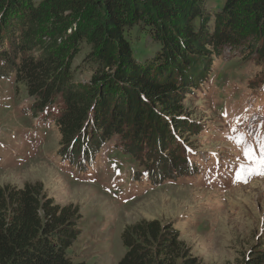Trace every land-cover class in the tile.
I'll return each instance as SVG.
<instances>
[{"label":"trees","instance_id":"trees-1","mask_svg":"<svg viewBox=\"0 0 264 264\" xmlns=\"http://www.w3.org/2000/svg\"><path fill=\"white\" fill-rule=\"evenodd\" d=\"M207 2L0 0V79L24 83L42 110L60 98L54 122L79 156L115 133L129 137L123 150L144 166L145 181L159 186L193 165L143 149L141 138L166 145L179 121L186 124L183 91L206 83L225 50L246 47L248 57H264V0H227L214 18ZM135 26L156 44L149 58L133 52L126 34ZM84 45L83 61L94 68L86 83L76 82L73 69ZM41 190L0 187V264H86L68 254L80 234L78 207L61 206ZM122 241L126 253L118 264H200L171 222L139 221L124 229ZM244 264H264V249H252Z\"/></svg>","mask_w":264,"mask_h":264},{"label":"rangeland","instance_id":"rangeland-1","mask_svg":"<svg viewBox=\"0 0 264 264\" xmlns=\"http://www.w3.org/2000/svg\"><path fill=\"white\" fill-rule=\"evenodd\" d=\"M226 1L208 0L207 11L214 18ZM126 36L137 57L155 53L140 26ZM245 48L225 50L206 83L183 91L186 124L179 121L166 145L141 138L143 149L167 159L174 153L185 168L193 165L159 186L147 183L144 166L123 150L129 137L115 133L79 156L54 122L60 98L42 110L24 83L0 79V187L40 185L57 204L77 206L80 234L68 251L76 261L118 264L126 253L124 229L157 219L173 223L200 264H244L252 249H264V167L245 155L249 145L259 154L264 142V57H248ZM88 51L84 45L75 57L76 82H88L93 73L83 61ZM159 113L172 128V118ZM122 131L136 136L131 126Z\"/></svg>","mask_w":264,"mask_h":264},{"label":"snow or ice","instance_id":"snow-or-ice-1","mask_svg":"<svg viewBox=\"0 0 264 264\" xmlns=\"http://www.w3.org/2000/svg\"><path fill=\"white\" fill-rule=\"evenodd\" d=\"M243 137L240 140V143H243ZM245 155L248 156L250 159L255 160V162L260 166L264 167V142L260 143L259 145V154L256 152V147L254 145H249L245 149ZM243 171V169H242ZM246 182V181H245Z\"/></svg>","mask_w":264,"mask_h":264}]
</instances>
